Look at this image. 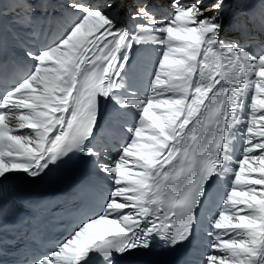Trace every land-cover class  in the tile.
Returning a JSON list of instances; mask_svg holds the SVG:
<instances>
[{"label": "snow or ice", "instance_id": "1", "mask_svg": "<svg viewBox=\"0 0 264 264\" xmlns=\"http://www.w3.org/2000/svg\"><path fill=\"white\" fill-rule=\"evenodd\" d=\"M11 2L27 29L51 6ZM131 2L129 26V0H65L74 18L63 31L28 43L35 36L5 35L0 0V62L15 73L0 88V186L81 158L109 181L99 211L25 264H146L140 258L155 248L188 244L219 178L229 186L208 219L200 264H264V0L258 28L254 14H228L229 0H168L166 16L154 0ZM146 44L160 54L140 96L126 77L131 50ZM101 100L132 113L115 154L97 136Z\"/></svg>", "mask_w": 264, "mask_h": 264}, {"label": "bare ground", "instance_id": "2", "mask_svg": "<svg viewBox=\"0 0 264 264\" xmlns=\"http://www.w3.org/2000/svg\"><path fill=\"white\" fill-rule=\"evenodd\" d=\"M238 1L244 3L246 0H229V3L226 5L225 11L228 14H236L238 12L243 11L244 13L254 14L256 16H260V12L257 10L259 9V0H250L249 2L245 3L243 7L235 6L234 4ZM65 0H50L51 6L49 7L47 13H41L39 10L34 14L36 17H43L40 20H34L33 24L31 25V29H27L22 27L19 23L16 22L17 18L23 15V10L18 9L15 3L11 2V0H5L3 5L5 14L2 17V26L5 31V35L11 37V35L19 33L21 36H35V41L39 40V38L45 41L48 38H54L58 34H60L66 24L73 19V15L67 11H64L63 4ZM155 3L159 5L158 13L161 16H166L169 12L168 2L167 0H154ZM182 3H189L190 0H181ZM213 0H202V3H208L210 5ZM207 5V6H208ZM206 6V7H207ZM133 10V4L131 0L129 3L125 5V8L121 12V21L125 24L132 26L135 21H131L128 19V13ZM54 28V32L51 28ZM61 27V28H59ZM33 40H30V42ZM33 41V42H35ZM29 43V41H28ZM14 47V42L9 39V48L12 49ZM253 48L258 47V44L253 42ZM17 51H20L17 49ZM160 52L157 46L153 44H146L143 46H135L131 50L130 53V61L132 68H128V75L126 77L127 84L130 87V90L135 91L140 96H144L138 90V79L144 81L147 85L148 91V84H149V77L152 74L153 66L157 62V58ZM133 77L135 79H133ZM124 112L123 114H126ZM119 115L114 114L112 112V106L110 103L103 101L102 105V118L100 119V124L97 128V132H107L112 128H115L118 123L120 122ZM242 146H243V138L240 135H237L234 143V158H238L242 154ZM89 164V171L92 177L101 184H108L109 181L101 174L96 172ZM228 180L227 178H219L213 184V187L226 192L228 187ZM209 211L207 209H203L200 213L199 220H198V229L201 227L208 229V219L207 216ZM194 247L191 249L192 256L195 260H201L203 255L209 251L208 249V237L207 234H201L199 231L196 232L194 238Z\"/></svg>", "mask_w": 264, "mask_h": 264}, {"label": "rangeland", "instance_id": "3", "mask_svg": "<svg viewBox=\"0 0 264 264\" xmlns=\"http://www.w3.org/2000/svg\"><path fill=\"white\" fill-rule=\"evenodd\" d=\"M250 0H246L244 3H242L241 1H238V2H236L234 5L235 6H239V7H243V5L245 4V3H247V2H249ZM190 2H192V0H190ZM203 5L206 7L207 5H208V3H203ZM258 12H260V10L258 11ZM256 18V17H255Z\"/></svg>", "mask_w": 264, "mask_h": 264}]
</instances>
